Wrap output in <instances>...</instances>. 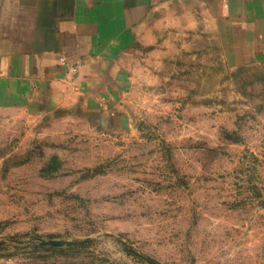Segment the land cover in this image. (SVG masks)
I'll return each instance as SVG.
<instances>
[{
	"label": "rangeland",
	"instance_id": "374dc122",
	"mask_svg": "<svg viewBox=\"0 0 264 264\" xmlns=\"http://www.w3.org/2000/svg\"><path fill=\"white\" fill-rule=\"evenodd\" d=\"M223 37L173 0L124 91L76 70L0 107V264H264V54Z\"/></svg>",
	"mask_w": 264,
	"mask_h": 264
},
{
	"label": "crops",
	"instance_id": "0c3cea01",
	"mask_svg": "<svg viewBox=\"0 0 264 264\" xmlns=\"http://www.w3.org/2000/svg\"><path fill=\"white\" fill-rule=\"evenodd\" d=\"M170 1L0 0V107L21 103L76 70L87 89L124 91L137 29L151 9ZM204 1L230 55L238 56L242 44L244 58L257 47L264 54V0Z\"/></svg>",
	"mask_w": 264,
	"mask_h": 264
}]
</instances>
